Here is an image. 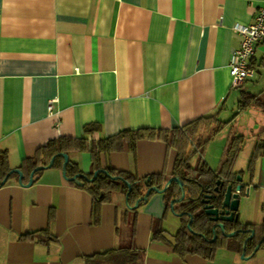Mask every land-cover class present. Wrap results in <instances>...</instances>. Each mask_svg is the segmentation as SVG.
<instances>
[{
	"label": "crops",
	"instance_id": "obj_1",
	"mask_svg": "<svg viewBox=\"0 0 264 264\" xmlns=\"http://www.w3.org/2000/svg\"><path fill=\"white\" fill-rule=\"evenodd\" d=\"M262 8L264 0H0V151L10 171L42 152L48 165L59 146L89 176L93 154L77 152L73 142L96 125L100 132L90 143L143 131L189 139L192 177L202 164L211 169L204 160L193 164L194 155L209 151L221 133V160L211 169L218 175L237 134L243 142L234 179L241 176L251 190L239 229L252 231L264 223V155H255L264 142V110H241V101L246 93L264 102L263 87L259 94L247 89L258 68L264 80V45L253 59L254 78L239 89L230 65L241 44L234 28L254 24ZM211 129L217 134L208 141ZM178 158L171 140L144 138L134 155L126 138L121 152L101 155V165L115 174L169 181ZM93 212V198L67 182L63 170L44 171L31 188L9 183L0 189V264H86L124 248L144 252L140 264H264L262 248L252 256L254 239L250 260L243 261L220 234L213 262L180 259L173 244L181 218L166 212L164 195L130 210L126 197L115 194L98 224ZM170 216L177 223L168 226ZM156 224L166 241H152Z\"/></svg>",
	"mask_w": 264,
	"mask_h": 264
},
{
	"label": "trees",
	"instance_id": "obj_2",
	"mask_svg": "<svg viewBox=\"0 0 264 264\" xmlns=\"http://www.w3.org/2000/svg\"><path fill=\"white\" fill-rule=\"evenodd\" d=\"M262 45H264V43ZM262 64L264 66V61ZM252 67L254 69L253 60ZM241 102V110L249 109L251 107L264 110V102L259 101L257 97L250 94L242 93ZM207 120L209 121L211 119L208 118ZM98 132H100L99 126H87L85 128L86 138L73 142L74 150L77 152H89L93 154L92 173L88 177L89 179H92L94 174L99 172L100 174L97 180L94 183H88L84 180H79L78 183H70L82 191H85L93 198V216L95 223L98 224L100 222L102 206L110 204L115 194H121L125 197L129 195L128 204L130 208H134L149 189L157 188L162 190L168 182L164 176L159 175L140 179L136 175L128 173L115 174L110 167L104 170L101 165V155L104 154L109 156L113 153L121 152L126 138L130 139L131 151L134 155L136 143L142 141L144 138H159L166 143L171 140L172 144L176 145L179 153V158L174 170V177L180 178L189 192L188 201H184L174 207L176 215L185 214V216L181 218L180 232L174 238V253L180 259H184L185 257L192 255L200 256L209 262H213L219 250V246L221 247L222 245V239L223 241L227 239H220L219 237L217 242L212 243L214 239V235L212 233L214 225L211 224L209 219L203 214L201 210V201L205 193L215 189L218 177L224 176V179L234 180V168L242 152L241 144L243 142V138L238 137L237 134L232 137L222 160L221 169L218 175H216L206 164H202L196 171L195 176L192 177L190 174L191 158H187L186 156L188 140L177 134L173 135L172 139H170L171 135L167 131H143L137 132L135 135L130 132H125L113 138L105 139L100 142L93 141L90 143V137ZM199 146L202 147L204 144H199ZM62 150L63 149L58 146L57 155H66ZM263 152L264 142L260 141L256 149V157L263 156ZM42 156L43 152L38 154L34 159L25 161L19 170L24 176L23 184L26 186L29 184L33 172L37 168L46 166L45 162L42 161ZM63 166L64 162L62 158H57L53 169L63 170ZM12 172L13 171H10L9 169L8 156L6 153H2L0 151V189L6 187L11 182H19V177L17 175H12L9 181L3 185L7 176ZM43 173L44 172L37 173L35 175V179H39ZM81 175L83 174L80 172L78 167L69 163L67 167V178L73 179L74 177ZM112 178H118V180H113ZM127 184L130 186L131 192H129ZM180 198V191H174L173 187L164 195L167 213L171 211L170 205L172 201L179 200ZM143 205H145V203H142L140 206ZM186 214L193 216L191 230L188 229L190 219L186 216ZM252 229V231H255L256 233L254 236V242H256V245L258 246L264 238V223L253 226ZM165 234L166 233L162 230V227H160L159 224L154 225L152 241H166ZM245 241L246 237L244 235H238L234 239L228 241L231 243V245H229V250L242 254ZM262 249L264 250V245L262 246ZM144 258V252L135 248H124L87 259L86 264H140L144 261Z\"/></svg>",
	"mask_w": 264,
	"mask_h": 264
},
{
	"label": "water",
	"instance_id": "obj_3",
	"mask_svg": "<svg viewBox=\"0 0 264 264\" xmlns=\"http://www.w3.org/2000/svg\"><path fill=\"white\" fill-rule=\"evenodd\" d=\"M57 158H62L64 160L63 177L69 183H78L79 180H84L88 183H94L100 174L99 172L95 173L92 179H89V177L86 175H81L74 177L73 179H68L67 167L70 163L69 157L67 155L61 154L53 157L48 165L37 168L31 175L29 184L27 186H24L23 184L24 176L20 171H13L10 175H8L5 181L3 182V185H5L9 181L12 175H17L19 177V184L21 187L31 188L35 183V175L37 173L53 169ZM105 174L108 175L107 173ZM112 179L118 180V178ZM174 186L178 187L181 193V198L179 200L172 201L170 205L171 212L178 218H183L185 214L176 215L174 212V207L186 200L185 184L178 177L171 178L162 190L157 188L149 189L146 192L145 196L136 204L134 208H130L128 204V195L126 197L127 208L130 210H137L139 209L142 203H147L149 198L153 194L165 195ZM127 187L129 189V192H131V188L128 184ZM250 192V187L246 186L241 176H237L234 180L223 179L220 176L218 177V182L216 183L215 189L213 191H208L207 193H205L201 201V210L203 214L206 218L209 219V222L214 225L212 230L214 239L212 243L217 242V240L219 239V234L221 235V237L227 240L234 239L238 235L251 236L245 241L243 245V253L241 256V259L243 261L250 260V257H246L247 247L250 241L254 239V236L256 234L255 231H244L242 229H239L242 226V217L246 209V201L250 198ZM186 216L190 219L188 229L191 230V226L193 224V216L190 214H186ZM263 245L264 238L261 243L257 246L252 256H255Z\"/></svg>",
	"mask_w": 264,
	"mask_h": 264
},
{
	"label": "built area",
	"instance_id": "obj_4",
	"mask_svg": "<svg viewBox=\"0 0 264 264\" xmlns=\"http://www.w3.org/2000/svg\"><path fill=\"white\" fill-rule=\"evenodd\" d=\"M234 32L241 38V44L233 56L230 70L233 88L239 89L255 76L252 60L258 48L264 43V8L258 13L254 24L238 25ZM49 111L52 112V105Z\"/></svg>",
	"mask_w": 264,
	"mask_h": 264
},
{
	"label": "rangeland",
	"instance_id": "obj_5",
	"mask_svg": "<svg viewBox=\"0 0 264 264\" xmlns=\"http://www.w3.org/2000/svg\"><path fill=\"white\" fill-rule=\"evenodd\" d=\"M262 73H263V71L260 68H258L257 69V75H256L255 79L251 83L248 84V87H247L248 92H250L249 90L252 91V89H253V92H256V94H259L258 87H261V88L263 87L264 88V80L261 82V79H260V74H262ZM246 120H247V118H246ZM237 121H238L237 125H239V126L244 124L242 122V119L241 120L237 119ZM216 134L217 133L214 130L211 129V130L206 132L205 136H206V139L210 140ZM190 135L187 133L188 137H191ZM220 136H221V133H220L219 137H216L217 139L214 141L215 144H212L210 146V150L207 151V152H205L206 150L204 148H202L197 154H195V152H196L195 148L194 149L192 148V152H194V154H195L194 155V159L195 160L193 161V164L195 162L204 160L203 163H208V165L211 167V169L218 167V164H219V162L221 160L220 157L222 156L218 152V147H219L220 143H222V141H223L222 137H220ZM193 138H194V136L191 137V140H193ZM245 157H246V154L244 156V159H245ZM176 221L177 220H174L173 216L172 217L170 216L169 222H168V226H169V224H172V223L176 224L177 223Z\"/></svg>",
	"mask_w": 264,
	"mask_h": 264
}]
</instances>
